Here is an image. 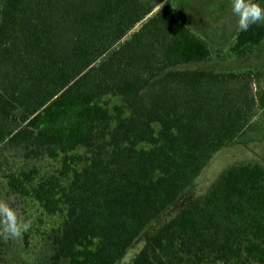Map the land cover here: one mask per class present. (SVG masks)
<instances>
[{
    "label": "trees",
    "instance_id": "16d2710c",
    "mask_svg": "<svg viewBox=\"0 0 264 264\" xmlns=\"http://www.w3.org/2000/svg\"><path fill=\"white\" fill-rule=\"evenodd\" d=\"M163 1L3 0L0 121L16 128L0 141L26 158H61L57 174L33 184L35 169L11 172L7 186L64 213L51 264H116L264 108V93L245 92L251 71L188 67L211 49ZM263 43L261 22L228 52ZM131 264H264V163L225 168Z\"/></svg>",
    "mask_w": 264,
    "mask_h": 264
},
{
    "label": "rangeland",
    "instance_id": "374dc122",
    "mask_svg": "<svg viewBox=\"0 0 264 264\" xmlns=\"http://www.w3.org/2000/svg\"><path fill=\"white\" fill-rule=\"evenodd\" d=\"M2 3L3 0H0V13ZM166 4L170 5L179 20L205 40L211 49L210 59L192 63L189 68L240 74L251 71L252 80L244 81L246 94L258 97L264 93V76H262L264 43L261 47L253 49L246 57L232 56L228 52L240 30L238 18L231 11V0H164L160 6ZM144 21L133 26L108 50L101 53L95 64L110 56L112 51L127 41ZM254 112L253 125L250 129L234 143L222 147L211 156L185 191L143 230L116 264H131L149 238L196 197L206 193L229 165L243 162L264 163V108L257 102ZM15 128L16 125L13 123L0 121V131L5 134ZM60 160L61 158L54 160L48 157L26 158L21 149L6 150L4 142L0 141V197H10L24 217L33 221L29 231L20 238L8 240L0 238V264H51L54 236L62 227L64 213L60 211L54 215L47 214L33 197L13 192L7 186L6 176L11 172L35 169L33 181L35 184L47 176L57 174L61 168ZM60 264H68V261L64 259Z\"/></svg>",
    "mask_w": 264,
    "mask_h": 264
},
{
    "label": "clouds",
    "instance_id": "9594fccd",
    "mask_svg": "<svg viewBox=\"0 0 264 264\" xmlns=\"http://www.w3.org/2000/svg\"><path fill=\"white\" fill-rule=\"evenodd\" d=\"M231 11L238 18V27L242 31L264 22V6L256 0H231ZM32 224L33 221L24 217L10 197H0V238L18 239Z\"/></svg>",
    "mask_w": 264,
    "mask_h": 264
}]
</instances>
